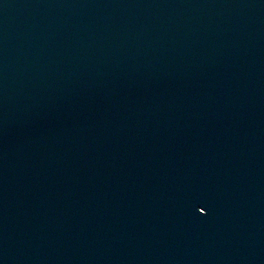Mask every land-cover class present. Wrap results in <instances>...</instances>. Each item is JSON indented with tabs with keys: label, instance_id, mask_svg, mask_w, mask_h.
Here are the masks:
<instances>
[{
	"label": "water",
	"instance_id": "95a60500",
	"mask_svg": "<svg viewBox=\"0 0 264 264\" xmlns=\"http://www.w3.org/2000/svg\"><path fill=\"white\" fill-rule=\"evenodd\" d=\"M0 264H264V0H0Z\"/></svg>",
	"mask_w": 264,
	"mask_h": 264
}]
</instances>
